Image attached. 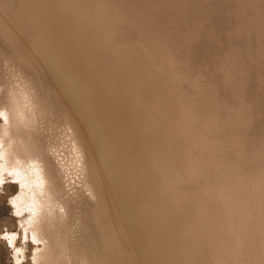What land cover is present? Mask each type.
<instances>
[{"label": "rangeland", "instance_id": "obj_1", "mask_svg": "<svg viewBox=\"0 0 264 264\" xmlns=\"http://www.w3.org/2000/svg\"><path fill=\"white\" fill-rule=\"evenodd\" d=\"M103 2L117 19L128 17L124 27L113 23L124 31L118 38L128 52L121 58L127 66L118 69L119 75L105 67L106 46L86 43L76 32L81 14L88 11L89 16ZM60 4H68L69 13L56 36L59 41L48 40L42 49L47 85L57 89L52 61L66 49V59L98 75L95 81L99 82L100 75L104 79L107 68L120 83L125 81V72H139L153 89L145 96V92H134V98L125 89L120 95L98 96L93 115L78 109L79 144L71 125L39 124L47 149L55 156L63 192L78 203L73 208L80 219L74 220L72 230L98 245L99 264H122L121 247L155 251L148 258L154 262L149 264H210L213 258L219 260L217 264H264V0H60ZM91 31L101 34L96 28ZM0 38L4 40L3 35ZM0 45V76L9 85L20 86L12 48L1 39ZM108 61L111 66L112 58ZM36 65L40 67L38 59ZM94 69H100L98 74ZM82 76L83 72L78 77L81 89ZM221 84L226 87L225 95L215 98ZM160 92L164 101L170 98L162 111L152 104L160 101ZM152 108L159 109L156 131L145 128ZM121 110L130 116L128 133L122 140L108 142V152L103 153L105 142L100 138L113 131ZM140 120L144 123L139 127ZM196 136L201 138L199 147L190 144ZM58 138L61 146L55 151ZM154 148L160 150L157 164L152 158ZM169 175H175L178 182L175 207L172 197L158 188ZM13 180L12 175H4L5 192L0 196V264H15L16 256L20 264H35L33 257L42 243H36L30 231H23L27 224L21 222L31 217L30 212L18 218L11 215L8 196L20 193L17 181L8 183ZM88 209L96 220L92 236L83 231V223L91 220ZM119 231L121 242L117 243L115 232ZM5 232L17 234L14 245L2 238ZM16 248L21 251L16 253Z\"/></svg>", "mask_w": 264, "mask_h": 264}, {"label": "bare ground", "instance_id": "obj_2", "mask_svg": "<svg viewBox=\"0 0 264 264\" xmlns=\"http://www.w3.org/2000/svg\"><path fill=\"white\" fill-rule=\"evenodd\" d=\"M110 10H111L110 7L103 2L102 4L100 3L99 8L96 11L90 12L89 16H88V11L82 13L81 14L82 16L80 18V23H77L76 25V32L79 33V36L85 37L86 43L90 42L91 44V42L92 43L94 42L95 45L96 44L99 45V43H101L102 46L104 47L106 46V48L108 49V51L106 50L107 51L106 53L108 55L107 59L109 60V58L110 59L112 58V61L110 63L111 66L107 65L110 61L106 60L107 63L104 61L106 63L105 67L108 68L110 67L111 68V69L109 68L110 72L117 73L119 68L122 69L123 66H125V63L124 65L121 64L122 61L121 58H123V56H125L126 54L128 55V52L126 47H122V41H121L122 38H118V35L122 34L124 31L122 32V30H120L118 27L114 28L115 24L113 25V23L117 21L116 26H120L119 24L122 23L124 24L128 20V17L124 16L123 18L119 17L117 19L115 17V14H111ZM68 13H69L68 4L66 6L65 5L63 6V4L62 5L60 4V0H0V33H1L0 35H3L5 42L8 43L12 48L11 60L12 62L14 61L13 63L15 65V66L13 65L14 75L17 74L19 76L18 80L19 81L21 80L20 86L15 87L14 85H9L8 83H6L5 81L6 78L4 79L2 76H0V180H4V175L7 173L3 171L5 167L9 169V172L15 171L16 173H18V176H13V175L12 176L14 177L15 181H17L20 185L19 203H21L23 206L32 208V212H30L31 219L27 223V226H23V231L25 232L24 229L27 228V231H30L31 233V238L36 243H42L41 249L36 251L33 257L35 264H99L101 263V258L98 253V245L95 244L93 240L86 239L85 235H80V232L78 235L77 231L72 230L74 220L80 219L76 215V210L73 208V205H75L74 207H76L78 203L74 202L75 200L71 201L70 196H67L63 192L62 183L60 179L57 177L56 174L57 170L55 171L56 168L55 166L57 165L56 162L54 161L55 156L49 153V149H47L44 136L42 135V132H40L38 129L39 124H41L44 121H48L47 123L50 124L53 123L59 126L71 125V127L74 128L73 131L75 130L77 134L75 136L78 138L77 141L79 144L80 139L78 136L79 130H78L77 119L80 117V115L78 113V109L79 110L86 109L90 115H93V112L98 108V103H97L98 100L96 98L98 96L102 98L103 95H108L111 93H116V94L119 93L120 95L122 89H125L124 92L126 91L128 93L127 95L131 94L130 97H133L132 93L134 92H137L138 95H140L141 92L142 93L145 92L144 94L145 96L146 93L150 91V89L153 90L148 84L150 80H144L145 79L143 78L144 76L141 75L139 72H136L135 74L134 73L135 71L134 72L130 71V72L134 73L136 76L134 74L133 75L129 74L128 71L125 72V74H122L125 78V81L124 83H120V82H116V80L115 81L113 80V75L107 73L109 72L107 68L103 70L105 72L104 79H102L103 77L100 75L98 77L99 82L97 81V79L95 81L94 80L95 76L98 75L95 74L90 75L92 71L89 73L87 72V70L81 67L79 68V66L74 61H69L66 59V55H65L66 49L60 52V54L62 55L56 57L52 61L54 62L53 66L56 70L55 72L57 77V87H56L57 89L53 88V86L52 89L49 85H47V82L45 81L46 79L45 77L46 66L44 62L45 56L42 49L45 45V42H47L48 40L53 39L52 40L53 42L54 40H56L57 42L59 41L57 40L56 36L58 33L60 35L61 32L60 28H63V23L66 22ZM123 24L120 27H124ZM91 28L99 29L101 34L98 33L97 35L93 33L92 32L93 30L91 31ZM127 28H129V24ZM0 39L2 40V42L4 41L2 38ZM91 47L92 48L94 47L93 44ZM25 48L26 50H24ZM37 59L39 60L40 67H37L36 65ZM40 60L44 64L40 63ZM129 64L131 65L132 63ZM209 65L210 64H208V66ZM137 67L139 68V66ZM137 67L135 68L136 70ZM131 68H129V70ZM95 70L96 73L98 74V70L100 69H94L93 71ZM82 72L85 77L82 76L84 78L83 79L84 85L82 86L81 89L78 86V81L80 80V79L78 80V77L81 78ZM218 83L220 85L221 82ZM221 87L222 88H220L219 86L220 90L218 91V95L215 94V98L222 99L224 97L223 95H225L226 87L224 86V84H221ZM147 89L148 91H146ZM96 92L98 94H96ZM93 93L95 94V96H93ZM148 95H150V93ZM158 95L160 101H157L158 99L157 100L154 99L156 100V103L154 102L155 103L154 104L152 102L155 109H157L156 107L158 105L159 108H161V106L163 104H166L167 101H169L170 99L169 98L170 96H168L169 99L166 98L168 100L164 101V99L160 97L161 92L160 94L158 93ZM145 98L144 101L146 100ZM136 99H138V97ZM190 99H192L193 101V98L190 97ZM243 99H246V97H244ZM150 100L151 97L148 100L151 103ZM214 100L215 101L213 100L212 101L216 103V99ZM258 100L259 98H256V104H258L257 103ZM144 101L142 100V103ZM135 103H137V101ZM133 105L135 106L136 104ZM105 106L106 103L105 105L103 104V107ZM110 106L111 105H109V107ZM110 108L112 109V107ZM138 108L139 107H137L136 109L138 110ZM141 108L143 109V107ZM154 108H152L153 110H151V117H150L151 121H149L147 127L145 126L146 130L155 129L154 131H156V126L158 125V120H159V115H158L159 109L157 111ZM128 109H130V107ZM106 110L108 111V108H106ZM131 110H133V108ZM162 110L163 109L161 108L160 111ZM146 111L148 112V109ZM253 111L255 112V110ZM83 114H85V112ZM109 114H111V111H109ZM118 114L119 116L117 120H115L114 122L116 126H114L113 131L111 133L104 134L100 138V141L105 142L101 148V151L103 153L108 152L109 149L107 147L108 142H111L113 140H115V142L116 140H122L126 137L128 133L127 131L129 130V125H130L128 118H130V116L127 118L126 115L127 113L125 114V110H121ZM148 114H150V112ZM207 117H210V114H208ZM196 118L197 119L199 118L198 114L196 115ZM238 118H242V116L239 115ZM114 119H116V116ZM142 122L143 121L139 123V127ZM50 126H48V128H50ZM141 126L143 125L141 124ZM140 129H143V127H141ZM5 132H7V136H5ZM166 135L169 136V132H167ZM97 138L98 136L96 137V141ZM172 138L174 142V137ZM76 139L74 138L75 141ZM200 139H201L200 137L196 136L193 139V141L191 140L190 144H192L193 147H199L201 142ZM235 139L239 140V137ZM53 145H55L56 148L54 150L55 151L58 150L59 146H61L60 139L58 138L55 141V144ZM165 145L167 144L163 143L162 149H165ZM153 150L155 151H153L152 153L153 155L152 158L156 160L155 164H157L159 157H161L160 155H158L159 153L158 151L160 150H157V148H154ZM221 173L223 174V172ZM170 175L168 176V178L161 180L162 182L157 181L156 184L160 182V186L158 187L159 190H161L162 193L165 190V193L169 194L170 198L172 197L173 205L175 207V205L177 204L178 182L175 179V175L173 176ZM239 176L242 177V175ZM240 177L236 179V182L240 181L241 179ZM168 179L169 181H166ZM164 181L166 184L161 185ZM236 189L238 190V187ZM223 194L226 195V193ZM89 217L91 218L89 224H86L85 222L83 223L84 225L83 231L84 232L86 230L90 231L89 234L92 236L93 233L96 231L95 228L92 227V225L96 223V220L94 215L91 213V211H89ZM75 222H77V220ZM127 224L129 225V223ZM190 227L192 228V226ZM191 228L188 231H191ZM192 230L194 229L192 228ZM115 235L117 237L116 240L117 243L121 242V238H120L121 232L120 231L115 232ZM16 237L13 240L12 245L15 244ZM219 248H221V245H219ZM137 250H138L137 248L131 250L126 247H121L120 252L118 253H120L119 256L121 257L122 264H132V263L140 264V262H146V264L147 263L149 264L154 262L152 260H149L148 258L155 251H152L150 249L147 250L145 249L140 251ZM222 250H224V248H222ZM222 250L221 252H223ZM17 259H19L18 256H16V260ZM164 259L166 260V258ZM216 261L218 263L219 260L217 258L212 259L213 263H215ZM213 263H211L210 261V264Z\"/></svg>", "mask_w": 264, "mask_h": 264}, {"label": "clouds", "instance_id": "obj_3", "mask_svg": "<svg viewBox=\"0 0 264 264\" xmlns=\"http://www.w3.org/2000/svg\"><path fill=\"white\" fill-rule=\"evenodd\" d=\"M5 136H7V132H5ZM3 171L7 172L9 175L18 176V173H16L15 171L9 172V169L7 167H5L3 169ZM8 183H16V182L13 180V181H9ZM4 192L5 191H4L3 186L0 185V195H4ZM19 201H20L19 192H16L15 194L8 196V202H9L8 204L11 207H13V211H12L11 215L13 217H17V218L24 216L25 213L32 212L31 207L23 206L21 203H19ZM30 219H31V217H29L28 220L22 221L21 223L26 225ZM24 230H25V232H27V228H25ZM15 237H16V233L9 234V233L5 232L3 234L2 238L5 239L7 241V243L11 246ZM25 238H27V237H25ZM15 251H16V253H19L21 251V249L16 248ZM15 264H20V260L17 259Z\"/></svg>", "mask_w": 264, "mask_h": 264}, {"label": "snow or ice", "instance_id": "obj_4", "mask_svg": "<svg viewBox=\"0 0 264 264\" xmlns=\"http://www.w3.org/2000/svg\"><path fill=\"white\" fill-rule=\"evenodd\" d=\"M5 184L6 183L3 180H0V185H2L4 189H5V187H4ZM12 184H15V183H12ZM0 196H3V195H0ZM7 203H9L8 200H7Z\"/></svg>", "mask_w": 264, "mask_h": 264}]
</instances>
